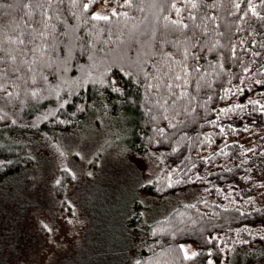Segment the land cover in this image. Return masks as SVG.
Masks as SVG:
<instances>
[{
  "label": "trees",
  "instance_id": "trees-1",
  "mask_svg": "<svg viewBox=\"0 0 264 264\" xmlns=\"http://www.w3.org/2000/svg\"><path fill=\"white\" fill-rule=\"evenodd\" d=\"M101 1L0 0V190L28 164L30 132L55 142L109 118L112 143L158 175L134 184L116 226L101 214L105 264H126L137 232L128 264H264L263 199L237 187L264 158L239 143L264 131V0H109L108 19H93ZM191 190L202 197L149 223L155 207L137 201Z\"/></svg>",
  "mask_w": 264,
  "mask_h": 264
},
{
  "label": "rangeland",
  "instance_id": "rangeland-1",
  "mask_svg": "<svg viewBox=\"0 0 264 264\" xmlns=\"http://www.w3.org/2000/svg\"><path fill=\"white\" fill-rule=\"evenodd\" d=\"M112 10L109 0H102L93 15L108 16ZM95 119L85 123L84 127L89 126L85 131L58 132L55 142L46 135L23 134L27 137L22 139L30 156L28 164L8 180L7 191L0 190V264H86L91 256L102 259L88 263L105 264L104 257L111 252L99 253L109 236L102 231L111 228L100 219L101 214L111 215L116 226L117 212L135 198L134 184L150 183L158 169L152 157L130 151L124 143L120 147L112 143L119 135L112 125L114 120L101 117L94 123ZM4 136L9 139V135ZM35 136L41 142L29 141ZM262 138L264 131L246 135L239 143L245 152H257V148H264ZM242 169L249 179H241L238 189L253 194L257 187L254 195L263 199L264 208V158L251 156ZM199 196L201 193L191 190L159 200L138 197L137 201L155 207L156 213H146L149 223ZM133 238L126 264L137 258L134 246L140 247L144 240L139 232ZM121 246H128V241ZM182 247L187 255L192 254L188 241Z\"/></svg>",
  "mask_w": 264,
  "mask_h": 264
},
{
  "label": "snow or ice",
  "instance_id": "snow-or-ice-1",
  "mask_svg": "<svg viewBox=\"0 0 264 264\" xmlns=\"http://www.w3.org/2000/svg\"><path fill=\"white\" fill-rule=\"evenodd\" d=\"M88 7H89V5H84V8H85V10H87L88 9ZM115 14V13H114ZM93 19H96V20H101V19H103V20H107L108 19V17L105 15V16H101V15H99V14H95V15H93V17H92ZM175 23V22H174Z\"/></svg>",
  "mask_w": 264,
  "mask_h": 264
}]
</instances>
